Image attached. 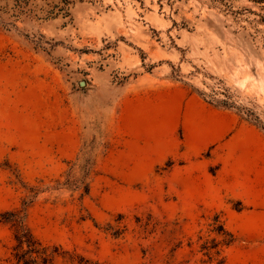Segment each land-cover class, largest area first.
I'll list each match as a JSON object with an SVG mask.
<instances>
[{"label": "rangeland", "instance_id": "rangeland-1", "mask_svg": "<svg viewBox=\"0 0 264 264\" xmlns=\"http://www.w3.org/2000/svg\"><path fill=\"white\" fill-rule=\"evenodd\" d=\"M23 10L0 13V264L15 215L50 264H264V3Z\"/></svg>", "mask_w": 264, "mask_h": 264}, {"label": "trees", "instance_id": "trees-1", "mask_svg": "<svg viewBox=\"0 0 264 264\" xmlns=\"http://www.w3.org/2000/svg\"><path fill=\"white\" fill-rule=\"evenodd\" d=\"M4 4H0V13L6 12L10 16L18 17L24 12L23 8L27 5L28 0H1ZM11 1V3H9ZM255 2H263L264 0H253ZM0 23L11 26L14 25L13 22H4L0 19ZM12 225L14 226V237L16 240V245L14 249L16 250L15 257L16 263L19 264H50L51 262V252L41 245V243L34 238L31 232L23 225L22 221L15 215L12 219ZM25 247V248H24Z\"/></svg>", "mask_w": 264, "mask_h": 264}]
</instances>
